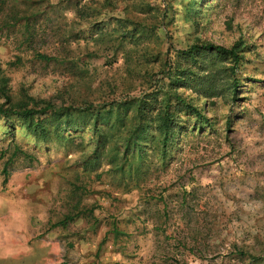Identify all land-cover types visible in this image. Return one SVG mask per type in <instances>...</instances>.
<instances>
[{
    "label": "rangeland",
    "instance_id": "rangeland-1",
    "mask_svg": "<svg viewBox=\"0 0 264 264\" xmlns=\"http://www.w3.org/2000/svg\"><path fill=\"white\" fill-rule=\"evenodd\" d=\"M33 9L30 43L0 29V104L26 96L69 115L35 134L0 116V264H264V0ZM168 104L183 129L164 156ZM140 138L136 161L124 148ZM11 140L28 155L5 166Z\"/></svg>",
    "mask_w": 264,
    "mask_h": 264
},
{
    "label": "trees",
    "instance_id": "trees-1",
    "mask_svg": "<svg viewBox=\"0 0 264 264\" xmlns=\"http://www.w3.org/2000/svg\"><path fill=\"white\" fill-rule=\"evenodd\" d=\"M42 0H0V16H2V19L0 21V29H12V28H22L21 35L24 38V42L30 43V41L33 38V24L32 22L36 18L35 13H41L43 11L39 10L34 11L33 6L36 5L37 2ZM38 7V6H37ZM10 12L9 14H7ZM8 31V30H6ZM211 51H219L220 54H223L225 56H228L232 58L234 62H237L239 60L238 53L235 49H237V46H234L231 49H226L224 47L219 46H213L209 45L207 47V50ZM200 52H202L201 48H198L197 46H194L190 48V50L187 53H184L183 55L188 54L189 56L195 57ZM36 58L43 62H51L53 61L54 57H48L47 55H44L42 53H37ZM235 67V65H234ZM1 72V70H0ZM232 91H234L236 85L235 82L233 83ZM4 87L5 82L0 76V94L4 95ZM210 97V96H209ZM169 99H167L168 101ZM45 106H43V105ZM186 105H184L185 107ZM186 109L188 107L186 106ZM19 110V111H16ZM193 114L197 117V119H200V122L202 124L206 123V118L202 115V113L198 112L196 109L191 108L190 109ZM69 111V108H63V109H56V106L52 104L51 102H37L32 97H26L24 96L21 99L20 103L13 104L10 99H8V104H0V116L3 118V120L7 121L10 116L15 115L24 121H26V126L28 130L32 133H36L38 131H42V124L43 120L45 118L49 117L52 119H60L62 116H68L67 113ZM138 116L141 122L145 120V113L142 109V106L140 105L138 107ZM101 113H98L97 116L90 117L88 119L89 122L93 124V127L96 128L98 125V122L101 119ZM178 121L175 120L174 113L170 114V105L168 104V107L166 106L163 110V113H161L160 117L157 121L156 131L159 133V137L156 139L158 144L161 146L164 152V156L167 154V151L169 149V144L171 145L173 143V140L175 139L177 133V129L182 130V125L177 123ZM140 124V123H139ZM139 127V126H138ZM147 130L146 127H142L141 132H145ZM9 148L12 149V153L10 157L7 159L5 166L10 164L12 160L18 156H27L28 153L20 147L19 144L15 142V140H11V143L9 145ZM142 148L144 146L141 144V138L140 139H130L127 144L125 145V151L126 153L129 150H133L134 157L137 158L136 161L141 160V153ZM130 152V151H129ZM127 160V157L125 158ZM4 175H6V167L3 170ZM5 180V179H4ZM240 256H242V253H240ZM254 261H257L256 258L253 259Z\"/></svg>",
    "mask_w": 264,
    "mask_h": 264
}]
</instances>
